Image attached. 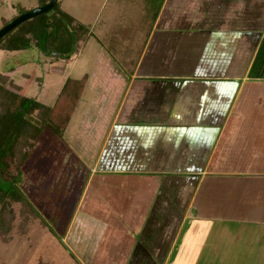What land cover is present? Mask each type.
I'll list each match as a JSON object with an SVG mask.
<instances>
[{
    "label": "crops",
    "instance_id": "1",
    "mask_svg": "<svg viewBox=\"0 0 264 264\" xmlns=\"http://www.w3.org/2000/svg\"><path fill=\"white\" fill-rule=\"evenodd\" d=\"M173 13L182 19L160 39L150 30L130 72L117 66L131 83L119 97L146 96L160 119L132 113L130 125L155 129L151 141L132 134L126 155H102L89 171L84 197L111 219L84 225L108 242L137 243L127 258L147 264H264V78L249 79L264 48V0H172L157 29L169 30ZM192 44L202 50L195 62ZM191 115L211 145L178 151L164 129L188 126Z\"/></svg>",
    "mask_w": 264,
    "mask_h": 264
},
{
    "label": "rangeland",
    "instance_id": "2",
    "mask_svg": "<svg viewBox=\"0 0 264 264\" xmlns=\"http://www.w3.org/2000/svg\"><path fill=\"white\" fill-rule=\"evenodd\" d=\"M108 1L58 0L61 9L74 18L69 28L74 24L88 26L93 33L88 40L79 41L78 49L70 57L54 52L47 55L45 49L34 46L20 51L0 50V93L7 94L9 98L13 97L14 91H20L50 108L57 100L66 79L89 75L86 91L65 128L62 126L64 117H61L60 109L54 112L37 109L27 116L28 121L39 126L42 132L34 141L29 138L28 131L23 134L16 145L11 165L6 168L5 177L13 178L18 170H22L17 186L25 194V202L29 206L8 197L4 202L10 204L11 213L3 214L0 201V223L6 229L0 231V264L151 263L147 259L139 261L133 257L127 258L128 251L125 250L129 248L130 254H134L137 243L120 244L119 235H114L108 242V233L103 234L94 227L84 225L85 221H97V225L104 226L111 219L106 212L101 211V205L87 202L84 195L89 176L96 169L100 156L109 157L110 153L126 155V151H130L132 134L147 137L145 142L148 143L151 141L148 136L151 139L154 134L155 129L139 131V126L130 125L132 113L139 111L145 117L150 116V106L147 107L146 96L143 98L142 94L136 95L138 100L135 99L134 103L126 93L119 97L121 92L124 93L122 87L126 83L128 87L131 83L127 82V77L120 73L117 66L120 64L119 68L130 72L139 59V49L146 44L150 30H159V33L153 32V35L155 39H160L163 37L161 32L170 31V24L174 22L172 18L175 21L182 18L173 13L166 24L169 30L162 25L157 29L160 19L169 14L172 0ZM186 6L189 7L188 4ZM37 7L39 0H0V29L8 21L23 14L21 8L32 10ZM167 51L169 49L165 51V56L169 58L171 54ZM189 52L194 53L191 61L195 62L196 56L200 58L202 50L192 44ZM151 57L156 55L148 54V58ZM263 57L264 48L257 64L250 67L252 75H249V79L264 78ZM134 79L140 82V79ZM2 88L5 92H2ZM13 98L12 109L19 103V99ZM8 109V99L0 95V115ZM158 115L159 112L151 116L157 119ZM44 120L50 124L58 122L63 127L62 134L54 136L51 129L45 126ZM192 120L194 118L191 115L184 123L188 126L164 129L173 138L171 142L180 143L175 145L178 147L174 146L178 151L183 146L193 150L199 145H211V136L204 137V133L193 131ZM119 121L124 124H117ZM2 185L4 190L10 186L6 181ZM11 214L15 217L9 223L7 217ZM118 216L121 217V214ZM129 222V231L131 229L132 232L135 227ZM89 231L97 236L87 235ZM119 248L124 249V252L119 251ZM174 260L178 261L175 257Z\"/></svg>",
    "mask_w": 264,
    "mask_h": 264
},
{
    "label": "trees",
    "instance_id": "3",
    "mask_svg": "<svg viewBox=\"0 0 264 264\" xmlns=\"http://www.w3.org/2000/svg\"><path fill=\"white\" fill-rule=\"evenodd\" d=\"M49 1L50 0H39V7L47 4ZM21 9V13L29 11L23 8ZM73 19L74 18L61 9L59 2L57 1L54 7L48 12L26 20L21 25L17 26L0 38V50L20 51L34 46L41 50L45 49L47 55L54 52L70 57V55L75 53L78 49L79 41L88 40L89 36L93 34L91 30L85 28L86 26L83 25L77 24L76 26L74 24L73 27L69 28ZM10 22L11 21H8L6 25ZM88 80V74H85L80 78L73 77L66 79L57 100L50 108L43 106L38 100H36V98L28 97L20 91H14L12 96L19 99V103L14 109H12L11 107L14 98H9L7 97V94L0 93L1 97L8 99L10 104V109L2 112L0 115V201H2L1 209L3 214L11 213L9 210L10 204L4 202L6 198L10 197L12 200L22 202L26 201L25 194L17 186L18 178L21 176L22 170H18L17 175L13 178H6L5 173L6 168L11 165L16 145L23 134L28 131L29 138L31 137L32 141H34V139L42 132V129L39 128V126L31 124L28 121L27 116L30 113L32 114L37 109H49L53 112L54 110L56 111L60 109L62 112L64 111L63 113L61 112L60 115L61 117H64L63 122L65 124L63 123L62 126L64 125L65 128L80 104V101L85 93ZM2 92H5L3 88ZM44 123L45 126L51 129L54 136L62 134L63 127H61L58 122L50 124L44 120ZM25 139L27 138L25 137ZM24 157L25 156H23V158ZM5 181L10 186L4 190L2 183ZM25 204L29 206L28 202H25ZM32 210L33 212L35 211L33 208ZM2 213H0V217ZM14 217L15 216L12 214L8 215L7 220L9 223L14 219ZM0 231H6V229L2 227L1 223Z\"/></svg>",
    "mask_w": 264,
    "mask_h": 264
},
{
    "label": "water",
    "instance_id": "4",
    "mask_svg": "<svg viewBox=\"0 0 264 264\" xmlns=\"http://www.w3.org/2000/svg\"><path fill=\"white\" fill-rule=\"evenodd\" d=\"M58 0H50L47 4L37 7L35 9L29 10L19 17L15 18L9 24L5 25L2 29H0V38L6 35L8 32L13 30L15 27L20 25L21 23L25 22L28 19L34 18L40 14L46 13L51 10ZM62 56V54H59Z\"/></svg>",
    "mask_w": 264,
    "mask_h": 264
}]
</instances>
